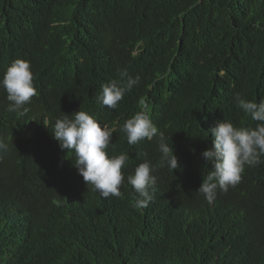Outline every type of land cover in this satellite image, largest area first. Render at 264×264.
I'll use <instances>...</instances> for the list:
<instances>
[{
	"label": "trees",
	"instance_id": "trees-1",
	"mask_svg": "<svg viewBox=\"0 0 264 264\" xmlns=\"http://www.w3.org/2000/svg\"><path fill=\"white\" fill-rule=\"evenodd\" d=\"M17 58L37 94L8 111L0 87V264H264V163L211 204L196 192L215 122L258 123L235 96L264 99V0H0V79ZM122 71L139 83L109 109L97 97ZM141 100L181 164L158 167L143 208L126 177L161 154L120 130ZM80 109L114 129L109 155H129L119 196L87 186L53 138Z\"/></svg>",
	"mask_w": 264,
	"mask_h": 264
},
{
	"label": "clouds",
	"instance_id": "clouds-1",
	"mask_svg": "<svg viewBox=\"0 0 264 264\" xmlns=\"http://www.w3.org/2000/svg\"><path fill=\"white\" fill-rule=\"evenodd\" d=\"M30 61L17 58L7 67L0 87L7 93L8 111H26L25 106L37 94ZM140 78L131 77L127 71L119 73V79L105 83L101 87L98 101L109 109H116L123 97L132 91ZM235 102L238 109L258 123L253 127L236 126L229 120H217L209 129L213 147L202 153L206 165H211L207 174L203 173L202 184L196 191L211 204L217 197V190L227 192L242 179L246 167L264 163V99L259 102L247 100L237 93ZM141 111L127 119L121 126L129 145H136L147 139L156 140L160 160L153 164L145 158L134 172L127 175L129 183L137 194V207H147L153 199L151 189L157 184L155 175L158 167L175 171L181 167L173 144L169 145L165 132L153 123L143 100ZM64 113V112H63ZM45 124V122H44ZM46 125V124H45ZM53 138L59 142L62 151L74 154L73 166L103 198L120 195V186L125 181L123 169L127 168L129 155H109L108 148L114 129L102 124L93 115L79 110L71 115L63 114L51 127ZM8 145L0 139V152H6ZM147 157V154H144Z\"/></svg>",
	"mask_w": 264,
	"mask_h": 264
},
{
	"label": "bare ground",
	"instance_id": "bare-ground-1",
	"mask_svg": "<svg viewBox=\"0 0 264 264\" xmlns=\"http://www.w3.org/2000/svg\"><path fill=\"white\" fill-rule=\"evenodd\" d=\"M111 152V151H110Z\"/></svg>",
	"mask_w": 264,
	"mask_h": 264
}]
</instances>
